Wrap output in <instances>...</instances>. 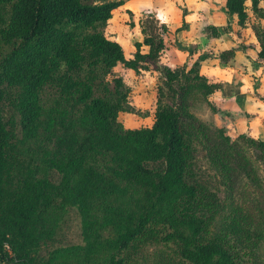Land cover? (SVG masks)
<instances>
[{
	"label": "trees",
	"instance_id": "1",
	"mask_svg": "<svg viewBox=\"0 0 264 264\" xmlns=\"http://www.w3.org/2000/svg\"><path fill=\"white\" fill-rule=\"evenodd\" d=\"M93 1L0 0L11 8L2 39L12 46L0 61V101L2 89L20 90L26 149L61 177L55 184L39 166L18 175L0 118V264L34 263L53 235L57 203L76 209L83 245L60 248L44 264L76 250L90 264L101 248L112 254L105 264H264V141L215 134L192 113L222 89L201 71L208 55L182 70L164 63L170 26L146 14L138 21L143 43L127 59L105 35L125 2ZM251 2L264 64V7ZM226 12L247 27L246 0H227ZM234 57L230 50L220 60ZM119 64L136 76L163 75L152 127L120 124L130 88L110 79ZM194 147L220 177L222 201L194 176Z\"/></svg>",
	"mask_w": 264,
	"mask_h": 264
},
{
	"label": "crops",
	"instance_id": "2",
	"mask_svg": "<svg viewBox=\"0 0 264 264\" xmlns=\"http://www.w3.org/2000/svg\"><path fill=\"white\" fill-rule=\"evenodd\" d=\"M226 1L129 0L114 12L109 25H112L115 31L129 27L128 24L126 25L130 22L129 13L136 11L141 13V9L153 13V6L160 2L162 8L158 9L159 17L164 24L170 26L172 41L179 43L185 49L190 47L198 49L197 54L195 52L191 54V50L185 54V51L179 48L170 47V65L184 66L187 58L193 63L201 56L208 55L207 59L201 62V71L207 77L222 84V89L211 97L217 110L213 120L218 127H224L230 137L235 138L245 134L264 141V64L259 59L258 54L261 49L252 30L254 23L252 2L246 0L250 21L247 27L242 29L238 25L237 17L227 14ZM261 6L264 7V0ZM138 21H135V34L133 33L131 43L128 42L130 38L124 37L123 40L121 37L111 38L122 45L127 59L133 58L136 52L135 45L143 43L144 40ZM230 23L231 30L221 33V30L229 27ZM208 27L219 32L217 37L207 30ZM180 28L183 30L177 32ZM230 50L235 51V57L228 64H222L220 55ZM142 51L147 53L149 49L143 47Z\"/></svg>",
	"mask_w": 264,
	"mask_h": 264
},
{
	"label": "rangeland",
	"instance_id": "3",
	"mask_svg": "<svg viewBox=\"0 0 264 264\" xmlns=\"http://www.w3.org/2000/svg\"><path fill=\"white\" fill-rule=\"evenodd\" d=\"M117 1L127 2L129 0H94L93 3L100 5L107 2ZM160 8H162V4L158 2L153 6V13H151L149 10L141 9V13L136 11L135 13H132L133 15L128 14L129 21H134L135 23V21H138L142 15L153 14L162 22L163 20H161L159 17L160 11L158 9ZM10 13V7L4 8L0 6V61L5 58L12 50V46L7 45L2 39V29L7 27L10 19ZM129 23L130 22L126 23V25H129V27H122L119 31H115V29L112 28V25L108 24L105 29V35L110 39L113 36L117 38L121 37V40H123L124 37L130 38L128 42L131 43L133 41L131 38L133 37V33L135 34V30L134 27H132ZM231 28L232 27L230 23L229 27H225L221 30V33L225 31L229 32ZM207 30L212 32L213 36L217 37V33L219 34V32L214 30L212 27H208ZM173 47L185 51V54L190 52V50L191 54L192 52H195L196 54L198 53V49H194V47L185 49L177 42L171 45V48ZM239 48L241 47H238V49ZM169 51L167 52V57L164 59V63L170 64L169 55L171 53ZM202 55L204 54L202 53ZM186 61L187 63L184 66L175 64V67L182 70L185 68L187 69L188 67L191 68L196 63L189 62V58H187ZM114 78L123 79L130 88L129 98L127 102L123 104L122 110L119 113L120 124L124 128L130 130L152 127L155 121L159 87L163 86L164 83L163 75L157 71H153L147 73L143 72L141 76H136L133 72L128 71L124 65L119 64L114 69L110 79L113 80ZM2 91L3 92H1L0 101V118L2 119L3 124L7 128L10 135L8 143V157L12 161L17 174H25V172L28 171L31 166H39L40 170L53 183L60 184L61 177L56 172L48 169L46 163H44L45 160L37 155H33V153L26 149L27 147L25 145L24 136L20 125V116L17 110V102L20 97V90L4 88ZM211 97L209 103L195 106L192 109V113L205 122V124L215 134H218L219 131H225L229 136L226 129L224 127H218L213 120V116L217 113V110L211 101ZM166 102L170 105L169 101ZM230 138L235 139L237 137ZM253 155L256 158L258 156L255 150H253ZM259 164L264 176V161L259 159ZM192 172L198 181L205 184L210 191L217 194L221 201L223 200L224 195L222 192L220 177L212 168H210L206 159V153L200 148L196 147L193 149ZM59 205L60 204L57 203L56 209L54 210L52 216L54 222L53 235L42 243L38 253L35 255L33 264H44L49 259V257L60 248H71L83 245L81 224L76 209L73 207L62 209ZM111 255V252L101 248L90 258V264H105L106 261L110 259ZM55 263L89 264L88 260L83 256L82 250H76L74 254L64 253L61 256H57Z\"/></svg>",
	"mask_w": 264,
	"mask_h": 264
}]
</instances>
